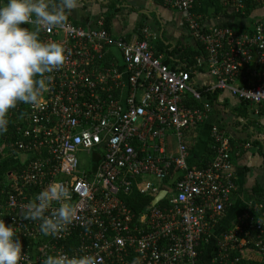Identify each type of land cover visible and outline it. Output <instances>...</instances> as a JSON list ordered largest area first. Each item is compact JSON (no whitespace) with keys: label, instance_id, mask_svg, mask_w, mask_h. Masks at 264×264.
Returning a JSON list of instances; mask_svg holds the SVG:
<instances>
[{"label":"built area","instance_id":"built-area-1","mask_svg":"<svg viewBox=\"0 0 264 264\" xmlns=\"http://www.w3.org/2000/svg\"><path fill=\"white\" fill-rule=\"evenodd\" d=\"M201 1L166 3L183 12L191 35L207 44L215 78L207 91L226 90L250 106L264 105V21L247 31L205 29L192 14ZM222 2L242 15L247 5H264V0ZM101 22L88 29L68 22L42 29V41L64 47L65 62L45 74L51 83L42 107L22 103L9 110L8 119H15L0 137V219L14 226L21 241L20 264H42L56 254L92 255L98 264H201L200 250L207 246L213 263L234 264L238 259L231 253L252 244L264 264L262 204L251 207L252 213L243 210L232 228L213 237L236 184L228 138L216 127L210 131L211 161L204 167L187 164L184 131L211 110L208 102L186 105L201 100L190 72L169 68L154 55L148 34L116 41L126 73L121 81L105 61V49L116 42ZM168 133L176 139L174 153L165 145ZM78 152L88 155L82 170ZM54 181L69 188L76 218L63 232L45 236L40 221L21 214ZM161 188L163 198L138 213L122 199L132 191L154 199Z\"/></svg>","mask_w":264,"mask_h":264},{"label":"crops","instance_id":"crops-1","mask_svg":"<svg viewBox=\"0 0 264 264\" xmlns=\"http://www.w3.org/2000/svg\"><path fill=\"white\" fill-rule=\"evenodd\" d=\"M105 13L110 14L108 32L115 42H133L149 34L146 40L154 55L160 56L169 68L190 72L201 100H190L187 106L210 103L203 93L216 92L208 115L201 123L184 131L183 142L188 150L187 164L200 167L212 159L209 158L211 128L216 127L228 138L230 169L236 189L213 231V237L220 236L233 227L243 210L252 213L251 207L264 204V105L250 106L226 90L207 91L215 82L209 72L207 44L191 35L185 14L168 6L166 0H80L79 7L67 13L66 22L88 29L98 27L102 21L100 27L103 28ZM192 14L205 29L228 27L239 32L251 30L256 23L264 21V5L242 15L236 14L222 0H202L192 9ZM105 50V61L114 65L122 81L126 73L117 42ZM252 69L251 66L243 71ZM165 145L170 153L176 151L177 143L172 134L166 135ZM201 259L203 264H214L211 246L205 247Z\"/></svg>","mask_w":264,"mask_h":264},{"label":"clouds","instance_id":"clouds-1","mask_svg":"<svg viewBox=\"0 0 264 264\" xmlns=\"http://www.w3.org/2000/svg\"><path fill=\"white\" fill-rule=\"evenodd\" d=\"M79 5L80 0H0V135L7 132L9 110L18 103L42 107L41 97L51 83V75L45 74L58 70L66 53L60 43L42 41L39 33L63 26L67 13ZM21 218L40 221L39 230L45 236L63 232L76 218L69 188L49 183L27 202ZM21 257L22 245L14 226L0 219V264H20ZM42 264L98 261L92 255L56 254L48 255Z\"/></svg>","mask_w":264,"mask_h":264},{"label":"trees","instance_id":"trees-1","mask_svg":"<svg viewBox=\"0 0 264 264\" xmlns=\"http://www.w3.org/2000/svg\"><path fill=\"white\" fill-rule=\"evenodd\" d=\"M247 5L245 12L248 15L249 13H251V11H253V9L255 8V6L253 5ZM113 11H115V9H112ZM109 15L108 13H105L103 16V28L106 29L107 31H109ZM25 27H27V25H24ZM31 28V26H28ZM39 38L42 40V35L41 32L39 33ZM156 55V54H155ZM215 93L216 92H204L203 96L205 99H207L210 103H212L213 98H215ZM18 104H22V103H18ZM17 104V105H18ZM15 117H11L8 119L9 123H8V129L11 128V123L14 121ZM10 130V129H9ZM8 132V131H7ZM5 134V133H4ZM3 134V135H4ZM3 135H0V137H2ZM13 136V132L8 134V137ZM210 149V148H209ZM209 154H210V159L213 157V152L212 150H209ZM208 158L205 157V162ZM209 163L206 162L203 166L200 167H204L206 164ZM123 201L136 213L140 212L142 209H144L146 206H148L151 202H152V197L151 196H145V195H140L138 193H136L135 191H132L129 195H123L122 196ZM264 207V204H262ZM226 209V208H225ZM225 211V210H224ZM254 244H252L250 247H248L247 249L241 251V252H233L231 253V259L232 258H237L238 261L235 262L234 264H262L261 262V258L260 255L257 253L256 248H254ZM201 249V247H200ZM66 250L68 252H72L71 251V247L69 245L66 246ZM201 254L204 253V248L200 250ZM213 257V255H212ZM202 260V259H201ZM204 262H201V264H203ZM216 264V263H214Z\"/></svg>","mask_w":264,"mask_h":264},{"label":"rangeland","instance_id":"rangeland-1","mask_svg":"<svg viewBox=\"0 0 264 264\" xmlns=\"http://www.w3.org/2000/svg\"><path fill=\"white\" fill-rule=\"evenodd\" d=\"M78 160H79V170H82L85 168V164L87 162L88 155L85 154V152H78L77 153ZM217 264V263H216Z\"/></svg>","mask_w":264,"mask_h":264},{"label":"water","instance_id":"water-1","mask_svg":"<svg viewBox=\"0 0 264 264\" xmlns=\"http://www.w3.org/2000/svg\"><path fill=\"white\" fill-rule=\"evenodd\" d=\"M165 191H166L165 188H161V190L158 192V194L152 200V204H156L159 200H161V198H163V196L165 194Z\"/></svg>","mask_w":264,"mask_h":264}]
</instances>
